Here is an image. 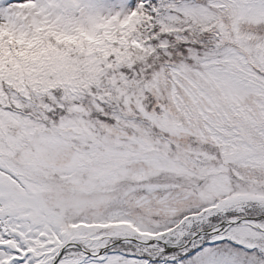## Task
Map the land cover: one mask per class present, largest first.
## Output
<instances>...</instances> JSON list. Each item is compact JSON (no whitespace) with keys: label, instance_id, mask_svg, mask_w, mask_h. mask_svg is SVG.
I'll list each match as a JSON object with an SVG mask.
<instances>
[{"label":"snow or ice","instance_id":"obj_1","mask_svg":"<svg viewBox=\"0 0 264 264\" xmlns=\"http://www.w3.org/2000/svg\"><path fill=\"white\" fill-rule=\"evenodd\" d=\"M0 264H264V0H0Z\"/></svg>","mask_w":264,"mask_h":264}]
</instances>
